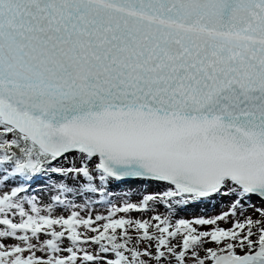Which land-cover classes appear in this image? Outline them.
<instances>
[{"label":"snow or ice","instance_id":"obj_1","mask_svg":"<svg viewBox=\"0 0 264 264\" xmlns=\"http://www.w3.org/2000/svg\"><path fill=\"white\" fill-rule=\"evenodd\" d=\"M0 264H264V0H0Z\"/></svg>","mask_w":264,"mask_h":264},{"label":"bare ground","instance_id":"obj_2","mask_svg":"<svg viewBox=\"0 0 264 264\" xmlns=\"http://www.w3.org/2000/svg\"><path fill=\"white\" fill-rule=\"evenodd\" d=\"M42 186H43L42 183L41 182H38L33 187L36 188L37 190H39Z\"/></svg>","mask_w":264,"mask_h":264}]
</instances>
